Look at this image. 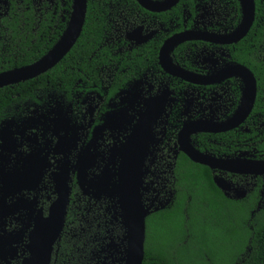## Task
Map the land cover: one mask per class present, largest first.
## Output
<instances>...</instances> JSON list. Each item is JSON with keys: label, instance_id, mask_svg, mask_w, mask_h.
I'll use <instances>...</instances> for the list:
<instances>
[{"label": "flooded vegetation", "instance_id": "obj_1", "mask_svg": "<svg viewBox=\"0 0 264 264\" xmlns=\"http://www.w3.org/2000/svg\"><path fill=\"white\" fill-rule=\"evenodd\" d=\"M74 11L75 0H0V41L16 20L54 45ZM243 18L240 0H87L73 47L92 43L75 52L88 67L0 121V264L45 240L66 193L50 264H125L133 208L147 211L145 244L188 249L213 229L220 240L199 243L233 258L243 239L224 234L237 214L249 225L264 213V175L250 171L264 161V0L238 37Z\"/></svg>", "mask_w": 264, "mask_h": 264}, {"label": "trees", "instance_id": "obj_2", "mask_svg": "<svg viewBox=\"0 0 264 264\" xmlns=\"http://www.w3.org/2000/svg\"><path fill=\"white\" fill-rule=\"evenodd\" d=\"M18 23L20 22L14 20L10 24L11 30L7 35L9 39L0 41V71L31 63L41 57L53 45V42L49 43L45 40L32 42L30 37L25 36L28 34V28L22 27ZM90 43L79 41L58 64L35 78L1 87L0 121L20 113L18 110L39 100L40 96L45 98L48 92H60L62 94L63 91L62 88L61 90L58 88V82L68 83L70 81L69 78L72 77L71 67L83 69L88 67V57H84L80 62L78 61L80 56L75 55V52L92 50L90 48L92 43ZM93 46H97V43L93 42ZM102 60L103 58L94 57L91 66L93 68L99 66ZM219 215H223L224 218L229 216V214ZM249 216L250 214H237V224L224 234L225 239H243L240 240L242 242L239 241L238 251L235 252L233 258L228 256L224 248L212 249V246L217 244H211L212 246L208 248L204 242L198 243V249L180 248L173 251L162 244H152L151 236L148 234L142 264H209L206 256H210L214 264H224L225 262L226 264H234L240 256L239 253L245 252L244 245L248 240H250V248L245 252L246 254L241 256V260L237 264H264V213L254 214L251 221L252 229L246 223L250 218ZM225 255L227 258L224 260L223 256Z\"/></svg>", "mask_w": 264, "mask_h": 264}, {"label": "water", "instance_id": "obj_3", "mask_svg": "<svg viewBox=\"0 0 264 264\" xmlns=\"http://www.w3.org/2000/svg\"><path fill=\"white\" fill-rule=\"evenodd\" d=\"M178 0H172L176 3ZM243 8V24L238 30V37L243 35L251 26L255 17V0H240ZM171 3V1H170ZM87 7V0H75V11L71 21L69 22L65 32L61 38L41 57L37 60L16 66L7 70L0 71V88L19 83L31 78H35L48 70L52 69L66 54L71 50L76 40L78 39L85 20V12ZM235 34L222 36L221 42H230ZM181 35H176L170 39V46L176 45L177 42L182 41ZM255 98V91L250 99L249 109L252 107ZM189 155L196 161L201 163H209L206 158L208 156L198 152L188 151ZM210 158V157H209ZM212 164V163H209ZM254 174L264 175V161H254L253 167L250 170ZM68 201V194L60 198L55 204V211H60V214H49L45 219V231L41 232L42 238L37 242L38 247L30 249V256L26 257L22 264H50L55 241L60 237L65 221L66 205ZM138 207V204L136 205ZM60 207V209H59ZM146 210L132 209L128 214H125L129 230L127 232L128 247L126 250L125 264H142L145 256V217ZM38 234V231H37ZM5 264V263H4Z\"/></svg>", "mask_w": 264, "mask_h": 264}, {"label": "rangeland", "instance_id": "obj_4", "mask_svg": "<svg viewBox=\"0 0 264 264\" xmlns=\"http://www.w3.org/2000/svg\"><path fill=\"white\" fill-rule=\"evenodd\" d=\"M253 217H254V214H253ZM253 217L251 218V220L253 219ZM249 228H251L252 229V224H251V222L249 223ZM204 230V228H202V231ZM209 230V228L207 229V230H205L204 232L206 233L207 231ZM209 231H211V232H214L215 233V231L212 229V230H209ZM193 232V231H192ZM211 232H209L208 234H199V235H196V236H191L192 234H190V238H189V242L190 241H196L197 243H199V241L200 240H203V241H206V240H208V241H210L211 239H213V238H216L217 239V241H219L220 240V237L219 236H217L216 234H212ZM197 243H191V244H189V249H198V245H197ZM173 246H176V245H173ZM215 248H218V245H214V246H212V249H215ZM249 250V249H248ZM248 250H246L245 249V252L246 251H248ZM243 253V255L244 254H246V253ZM242 255V256H243ZM215 256V255H214ZM241 259H236L235 260V263L234 264H237V263H239V261H240Z\"/></svg>", "mask_w": 264, "mask_h": 264}]
</instances>
